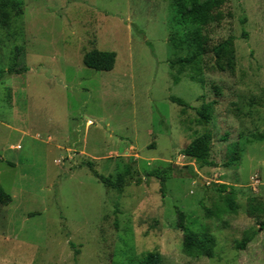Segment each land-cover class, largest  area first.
Wrapping results in <instances>:
<instances>
[{
	"label": "rangeland",
	"instance_id": "rangeland-1",
	"mask_svg": "<svg viewBox=\"0 0 264 264\" xmlns=\"http://www.w3.org/2000/svg\"><path fill=\"white\" fill-rule=\"evenodd\" d=\"M20 1L0 32V69L17 46L28 68L0 77V186L11 197L0 203V264H264V0H226L206 27L211 43L234 37L236 66L218 71L207 56L203 84L185 72L173 82L172 0ZM92 48L115 52L111 70L83 65ZM204 131L210 166L182 154ZM85 162L132 180L107 188ZM154 168L166 170L164 197ZM218 184L234 191L235 212ZM176 207L189 230L214 236L212 255L183 253Z\"/></svg>",
	"mask_w": 264,
	"mask_h": 264
},
{
	"label": "trees",
	"instance_id": "trees-1",
	"mask_svg": "<svg viewBox=\"0 0 264 264\" xmlns=\"http://www.w3.org/2000/svg\"><path fill=\"white\" fill-rule=\"evenodd\" d=\"M226 0H172L174 16L171 19V28L167 37L168 45L173 51V56L169 59L171 69H177V74L173 75V82L180 81V73L185 72L186 77L193 81L203 84L202 76L205 67V58H212V68L218 71L233 72L236 66L234 37L228 36L215 43L210 42V38L205 32L207 26L211 23L219 24L224 14L222 6ZM22 14V2L20 0H0V32L3 28V19L6 17H18ZM24 48L17 46L15 48L12 63L6 69H0V77L6 72L8 74H21L27 71V66L23 59ZM116 54L114 51H103L92 48L82 57V63L85 67L96 71H109L113 68ZM216 94H219L216 86H212ZM170 100L181 107H187L188 104L182 98L171 96ZM215 100H211L196 108L197 124H207L213 114ZM211 134L207 131L195 136L182 150V154L194 159L200 166H210ZM240 157L239 149L234 148L230 158L225 165L233 164ZM92 175L97 178L105 187L121 191L125 185L131 182L129 171L125 174L118 173L114 178L104 176L98 173L91 162L83 163ZM164 169L154 168L147 172L149 176H155L160 183V192L165 196V176ZM136 184L140 179L136 178ZM217 191L222 196L223 204L228 212L237 210L235 202V193L228 190L226 185L218 184ZM11 200L9 194L4 192L0 186V203H8ZM176 224L182 231V251L185 255L193 258L212 255L216 245L214 236L207 232H197L189 230L186 227V218L182 210L175 208ZM264 225V222L261 223ZM255 231L245 234L237 244V248L244 249L246 244L254 236ZM77 253V252H76ZM148 259L152 257L147 255Z\"/></svg>",
	"mask_w": 264,
	"mask_h": 264
}]
</instances>
